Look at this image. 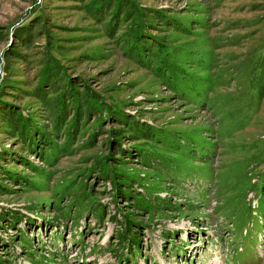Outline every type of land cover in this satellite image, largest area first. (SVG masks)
Listing matches in <instances>:
<instances>
[{"label": "rangeland", "instance_id": "374dc122", "mask_svg": "<svg viewBox=\"0 0 264 264\" xmlns=\"http://www.w3.org/2000/svg\"><path fill=\"white\" fill-rule=\"evenodd\" d=\"M0 264H264V0H0Z\"/></svg>", "mask_w": 264, "mask_h": 264}]
</instances>
